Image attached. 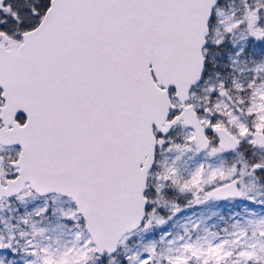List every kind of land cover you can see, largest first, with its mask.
I'll list each match as a JSON object with an SVG mask.
<instances>
[{
    "label": "snow or ice",
    "instance_id": "snow-or-ice-1",
    "mask_svg": "<svg viewBox=\"0 0 264 264\" xmlns=\"http://www.w3.org/2000/svg\"><path fill=\"white\" fill-rule=\"evenodd\" d=\"M0 264H264V0H0Z\"/></svg>",
    "mask_w": 264,
    "mask_h": 264
}]
</instances>
